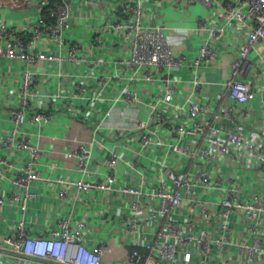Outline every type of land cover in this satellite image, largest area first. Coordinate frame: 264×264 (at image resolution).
I'll return each mask as SVG.
<instances>
[{"label": "built area", "instance_id": "built-area-1", "mask_svg": "<svg viewBox=\"0 0 264 264\" xmlns=\"http://www.w3.org/2000/svg\"><path fill=\"white\" fill-rule=\"evenodd\" d=\"M39 1L42 14L25 28L0 21V58L19 60L28 66L23 73L19 103L9 112L13 128L2 140V145L4 149L25 151L30 156L11 179V193L8 196L0 195V264H211L212 261L232 264L227 256L228 247L236 244V232L231 221L239 214L245 215L248 233L252 238V241L241 246L240 251L248 264H256L258 257L264 264V242L260 237L264 227V193L243 199L244 189L238 181L228 182L223 175H213L204 165L216 157L213 153L216 149L228 155L231 146L241 148L246 145L251 153L258 155L264 171V146L248 141L245 135L231 131L223 124L225 121L237 124L240 121L239 110L255 99L259 98L264 110V87L251 84L243 78L253 51L261 48L260 56L264 62V0H189L200 2L207 10L218 7L217 11L226 19L227 25H242L248 32L247 39L242 41L231 62L230 77L222 84L224 92L218 99L211 95H207L203 101L195 98L194 95L204 92L207 84L200 75H196L191 80L193 92L177 101L179 81L167 74L187 66L198 70L216 61L221 56L218 44L224 42L225 27L218 28L208 21L199 23L197 30L206 32L207 37L201 40L198 56L189 62L184 55L176 54L162 26L146 22L141 0L123 1L117 10L106 14V22L99 23L94 44L104 43L103 37L111 33L132 37L130 55L118 61V70L109 73L106 78L96 79L103 85L117 81L119 91L111 98L112 105H120L125 109L112 108V114L114 111L127 114L124 117L130 119L144 147L167 146L168 155L179 154L188 161L185 170L175 164L161 162L164 168L161 169L162 176L154 192L144 191L141 186H126L122 189L116 186V168L121 160L116 148L110 150L108 172L104 180L56 181L63 187V197L68 192L66 187H74L78 193L117 190L128 196L133 210L155 216L159 229L147 239L138 216L126 221V230L139 237L138 245L126 253V257L118 256L116 260L107 259L105 244L95 248L85 244L84 231L88 227L85 221L74 224L70 217L64 216L48 235L40 236L28 217L29 203L37 198L32 189L33 183L53 181L38 169L44 150L23 129L26 123L44 125L52 119L51 110L34 109L35 101L47 98V103L57 99L74 103L82 100L86 93L85 86L76 85L73 94L69 95L38 94L34 91L38 76L31 67L42 60L62 63L67 59L77 64H98L87 57L81 45L67 36L77 9L76 1L78 8L80 4L90 6L91 3L88 0ZM191 33V29L182 31V39ZM45 35L59 48L65 47L66 57L61 52L47 53L37 48L39 40ZM164 75L167 77L161 78ZM83 76L94 79V76ZM159 78L163 86L162 95L139 94L137 81L151 84ZM209 103L215 107L214 110L208 109ZM245 110L249 112V109ZM202 114L208 115L203 141L216 148L213 151L203 147L193 148L190 143L184 142V139L197 134L194 123ZM166 135L173 136L176 141L164 142ZM74 155L78 171L86 174L93 158L92 150L87 145H81ZM6 164L12 166L8 161L0 160V177L6 175ZM200 190L204 193L216 190L222 197L215 201L205 200L198 196ZM151 196L157 199L158 206L150 200ZM8 204L18 205L21 210L17 226L12 232L5 228L3 222V210ZM197 213L198 216L195 215ZM211 222L218 228L214 235L209 229ZM212 255L217 258L212 260Z\"/></svg>", "mask_w": 264, "mask_h": 264}, {"label": "crops", "instance_id": "crops-1", "mask_svg": "<svg viewBox=\"0 0 264 264\" xmlns=\"http://www.w3.org/2000/svg\"><path fill=\"white\" fill-rule=\"evenodd\" d=\"M88 1L91 3L90 6L80 4L79 8L76 1L77 9L74 11L75 15L67 36L81 45L87 57L98 64H77L67 59L62 63L42 60L31 67L38 76L34 86V91L38 94L69 95L73 94L76 85L85 86L86 93L82 100L74 103L65 102L64 99H55L56 101L47 103V98L35 101L34 109L51 110L52 119L44 125L26 123L23 129L45 152L39 161L38 169L45 177L55 182L42 180L33 183L32 189L36 192L37 198L29 203L28 217L33 229L40 236H46L55 229L61 217H70L74 224L85 221L88 226L84 231L85 244L92 248L105 244L108 249L107 259L116 260L118 256L126 257V253L138 245L139 237L126 230V221L138 216L147 239L159 229L155 216L133 210L128 196L117 190L105 193L97 191L78 193L76 188L66 187L68 192L63 197L61 195L63 187L56 181L104 180L108 172L110 150L116 148L121 155L116 168V186L120 189L133 185L141 186L144 191L154 192L162 176L161 169L164 168L161 162L175 164L185 170L188 161L185 156L179 154L168 155L167 146L144 147L132 122L124 117L127 114H120L118 111L112 114V108L125 109L120 105H112L111 98L119 91L117 81L103 85L96 79L106 78L109 73L118 70V61L130 55L132 37L111 33L103 37L104 43L100 45L94 43L98 36L99 23L106 22V14L117 10L126 0ZM141 2L146 22L162 26L176 54L184 55L189 62L198 56L201 40L207 37L206 32L197 30L199 23L208 21L218 28H226L224 42L218 44L221 56L211 65L208 64L198 70L187 66L166 73L179 81L175 98L177 101L193 92L191 80L196 75H200L207 84L204 92L194 95L195 98L203 101L207 95H211L212 98L218 99L224 92L222 84L230 77L231 62L242 41L247 39L246 29L242 25H227L226 19L219 15L221 13L217 11L218 7L207 10L200 2L189 0H141ZM39 6V0H0V21L23 29L40 17L42 12ZM188 29L193 30V33L182 39V31ZM37 48L47 53L61 52L66 57L65 47L59 48L47 35L39 40ZM261 50L259 48L251 53L250 65L243 78L251 84H261L264 87V62L260 56ZM27 68V64L22 61L0 58V160H6L12 165L6 164L4 167L6 175L0 177V195L5 196H8L13 188L11 179L30 158L25 151L4 149L2 145V140L13 128L9 112L19 103L23 73ZM83 75L94 76V79L85 78ZM167 75L161 78H166ZM136 83L142 96L152 93L162 95L163 86L160 78L151 84H145L143 80ZM208 109L212 111L215 107L209 103ZM245 109H249V112L247 113ZM238 116L240 121L237 124L225 121L224 126L231 131L242 133L248 141L264 146V110L259 98L247 104L243 110L240 109ZM207 120L208 115L202 114L194 123L197 134L184 139V142L190 143L193 148L203 147L212 151L216 149L203 141ZM174 141L176 139L173 136H164V142ZM81 145H87L93 153L86 174L78 171L74 155ZM213 153L216 157L204 164L211 174L223 175L228 182L238 181L244 189L243 199H251L254 194L264 193V171L260 159L258 155L251 153L246 145L241 148L231 146L230 155L220 153L218 149ZM168 183L170 184V181ZM198 196L215 201L220 199L222 194H218L216 190L208 193L200 190ZM150 200L158 206L155 197L151 196ZM195 215L198 216V213ZM3 216L5 228L12 232L17 226L21 210L18 205L8 204L3 210ZM231 225L236 232V244L228 247L227 256L232 264H248L240 251L242 245L252 241L245 215H237L232 219ZM209 229L214 235L218 228L211 222ZM260 237L264 242V227ZM213 258L216 259L217 256L212 255V260ZM213 262L215 261L211 264H217ZM256 264H262L259 257Z\"/></svg>", "mask_w": 264, "mask_h": 264}, {"label": "water", "instance_id": "water-1", "mask_svg": "<svg viewBox=\"0 0 264 264\" xmlns=\"http://www.w3.org/2000/svg\"><path fill=\"white\" fill-rule=\"evenodd\" d=\"M150 264H155L154 262H151Z\"/></svg>", "mask_w": 264, "mask_h": 264}, {"label": "trees", "instance_id": "trees-1", "mask_svg": "<svg viewBox=\"0 0 264 264\" xmlns=\"http://www.w3.org/2000/svg\"><path fill=\"white\" fill-rule=\"evenodd\" d=\"M57 1V0H56Z\"/></svg>", "mask_w": 264, "mask_h": 264}]
</instances>
